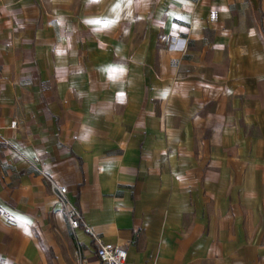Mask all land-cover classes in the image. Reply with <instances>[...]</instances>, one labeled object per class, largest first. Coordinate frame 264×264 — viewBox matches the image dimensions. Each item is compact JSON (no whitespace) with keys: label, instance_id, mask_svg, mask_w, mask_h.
<instances>
[{"label":"crops","instance_id":"crops-1","mask_svg":"<svg viewBox=\"0 0 264 264\" xmlns=\"http://www.w3.org/2000/svg\"><path fill=\"white\" fill-rule=\"evenodd\" d=\"M43 174L129 264H264V0H0V264H100Z\"/></svg>","mask_w":264,"mask_h":264},{"label":"built area","instance_id":"built-area-1","mask_svg":"<svg viewBox=\"0 0 264 264\" xmlns=\"http://www.w3.org/2000/svg\"><path fill=\"white\" fill-rule=\"evenodd\" d=\"M176 41L174 46H176ZM176 64V62H174ZM16 126V122L12 123V127ZM45 178L50 181V186L57 197L58 201L65 208L67 221L70 229L75 233L81 228V224H84L85 230L92 236L96 244V257L100 264H129L128 263V245L127 244H113L104 243L101 238L95 234L89 226L84 223L83 216L79 209L69 202L66 188L58 186L55 182L51 181L45 174Z\"/></svg>","mask_w":264,"mask_h":264},{"label":"rangeland","instance_id":"rangeland-1","mask_svg":"<svg viewBox=\"0 0 264 264\" xmlns=\"http://www.w3.org/2000/svg\"><path fill=\"white\" fill-rule=\"evenodd\" d=\"M67 196H68V194H67ZM68 199H69V197H68ZM63 210H64V216H65V219H66V221H67L66 211H65V208H64V207H63ZM80 213H81V211H80ZM81 215H82V213H81ZM68 222H69V221H68ZM68 222H67V224H68ZM68 229H69V232H70L71 234H74V232L70 229L69 225H68ZM76 260H77V264H82V259H81V256H80L79 253L76 255Z\"/></svg>","mask_w":264,"mask_h":264},{"label":"trees","instance_id":"trees-1","mask_svg":"<svg viewBox=\"0 0 264 264\" xmlns=\"http://www.w3.org/2000/svg\"><path fill=\"white\" fill-rule=\"evenodd\" d=\"M80 229H85V226L84 224H81V228Z\"/></svg>","mask_w":264,"mask_h":264},{"label":"snow or ice","instance_id":"snow-or-ice-1","mask_svg":"<svg viewBox=\"0 0 264 264\" xmlns=\"http://www.w3.org/2000/svg\"><path fill=\"white\" fill-rule=\"evenodd\" d=\"M89 23H99L98 21H90Z\"/></svg>","mask_w":264,"mask_h":264}]
</instances>
